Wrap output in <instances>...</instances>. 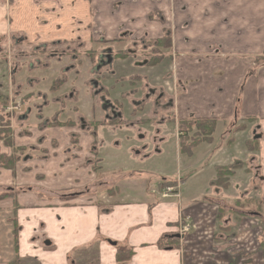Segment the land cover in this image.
<instances>
[{
  "label": "crops",
  "instance_id": "1",
  "mask_svg": "<svg viewBox=\"0 0 264 264\" xmlns=\"http://www.w3.org/2000/svg\"><path fill=\"white\" fill-rule=\"evenodd\" d=\"M158 13L162 21L155 19ZM166 29L172 30V48L177 53L203 54L197 66L183 55L177 63V69L183 70L178 74L180 84L187 87L175 97L173 113L178 121L216 119L214 132L221 128L223 139L229 138L215 158L213 175L202 187L190 185L187 173L185 180L175 177L161 182L158 189L117 187V193L103 202L92 196L93 202L45 204L32 194L20 195L16 216L10 218L12 227L5 231L13 235L16 224L12 254L43 264H66L67 255L93 248L97 264H116V249L111 246L115 243L133 249L128 264H264V66L253 69L256 62L250 59L264 57V0H0V32L21 33L26 44L81 42L117 48L143 37L159 39ZM213 51L225 54V59L213 60ZM122 63L116 61L114 67ZM119 79L113 80L110 73L101 75L98 82L107 91V102L86 105L81 100L77 106L86 107L97 122L127 120L124 112L129 114L131 107L120 105L124 91ZM33 81L41 84L39 79ZM236 124L242 129L235 132ZM25 126L28 137L18 145H34V155L41 150L51 154L54 168L49 172L57 173L55 190L77 188L84 174L68 169L73 163L70 138H63L60 150H52L57 131L39 127V122ZM107 127L101 125L94 133L101 147L97 134ZM78 135L81 149L77 154L89 155L94 138L89 133ZM8 150L3 146L0 154L10 155ZM128 152L135 160L146 159L134 146ZM235 161L242 166L227 184H212L217 169ZM26 163L31 167L29 173H24L23 166L21 172L16 171L18 177L45 172L39 158ZM86 176L95 184L97 176ZM161 185L173 186L178 198L164 200L153 194ZM6 206L12 211V202L0 201V209ZM184 224L190 226L188 232L181 231ZM161 240L172 243L162 248L158 246ZM46 241L48 249L43 247Z\"/></svg>",
  "mask_w": 264,
  "mask_h": 264
},
{
  "label": "rangeland",
  "instance_id": "2",
  "mask_svg": "<svg viewBox=\"0 0 264 264\" xmlns=\"http://www.w3.org/2000/svg\"><path fill=\"white\" fill-rule=\"evenodd\" d=\"M155 19L160 21L163 17L158 13ZM20 34L14 32L13 35H9L0 32V118L3 121L1 126L4 130L8 129L9 136L5 139L15 149L14 152L10 148L8 151L10 154L14 153L18 160L13 172H2L5 169L0 168V195L5 197L2 199L3 202H12L14 206L20 195L27 194L34 195L45 204L57 200L81 203L77 201L80 199H83L84 203L93 202L92 196L103 202L117 193V187L119 190L123 187L158 189V185L163 181H173L175 177L185 180L187 175H190V185L202 187L208 182L214 172L215 158L229 138L223 139L222 129L218 128L214 132L216 133L214 144L213 141L211 145L200 144L190 153H180L179 142L176 139L179 137L178 119L173 113L175 97L187 87L183 88L180 84L181 78L178 74L182 68L178 67L180 68L178 70L177 63L183 56H189L197 66L200 63V56H203L202 53L192 50L195 52L183 53L182 56L176 52L178 50L171 48V51L165 53L166 58L161 64L148 67L144 65V61L152 56L149 47L152 43L149 42L154 40L143 37L138 41H125L126 47L121 45L112 48L111 56L119 50L133 52L132 56L127 54L129 57H126V61L120 67H115L113 76V80L120 78L121 91H124L119 101L120 105L122 107L129 105L131 109L129 114L124 112L127 120L122 122L108 123L104 120L97 122L95 115L92 117V114H87L88 109L86 107L82 109L77 104L81 100L87 101L86 105L93 101H98L99 104L107 102L105 97L107 91L99 82L93 84L92 81L100 80L101 75L112 71L106 67L108 53H104V49L110 46L103 44L98 47L96 44L95 46L81 42L59 45L26 44ZM123 36L128 37L126 34ZM216 54L214 51L211 53L213 60L226 57L225 54ZM100 55L103 56V60L99 58ZM237 57L242 59L243 56ZM167 58H171V61ZM244 58L246 61L249 60V56ZM255 58L257 57L250 59L255 61ZM99 60H102L100 70L95 71L93 68L100 63ZM134 64L141 66L135 67ZM258 64L253 65V69L259 67ZM114 66L113 64V68ZM34 79L41 80L40 86L33 81ZM24 118L28 119L27 123L24 122ZM38 122L39 127L57 131V140L54 138L51 144L52 150H60L63 138H70L72 149L69 159L73 163L68 169H76L79 174H84L77 181L78 185L74 190L61 193L55 190L57 173L49 172L54 168L51 154L41 150L34 155L36 152L34 145L27 147L18 145L20 139L28 137V127L25 125L33 126ZM69 122L73 125L58 126ZM101 125L109 126L100 132L101 134H97L103 143L102 147L97 145L93 137L89 155L82 152L77 154L81 149L78 134L89 133L91 136ZM182 133L184 136L187 134L188 140L193 139L187 128H183ZM3 146L7 148L5 143L0 141V151ZM133 146L142 151V156L146 159L135 160V156L131 158L128 150ZM68 152L64 154L67 155ZM35 157L39 158L45 172H30V176L18 177L16 173L21 172L23 166L24 173H29L31 167L26 162ZM60 165L62 168L65 167L64 163ZM238 165L235 161L226 168L233 171L234 166ZM86 174L97 176L95 184L88 182L89 177ZM227 174L226 172L225 176L223 174L218 179L227 182ZM6 207L0 209V264H43L35 258H20L12 254V247L14 249L16 241L9 230L5 231L7 228L11 229L10 218L13 220L16 215L13 207L12 211ZM43 247L48 249L45 244ZM72 260L77 261L75 264H97L98 258L92 248L79 250L73 256L67 255L66 264H72Z\"/></svg>",
  "mask_w": 264,
  "mask_h": 264
},
{
  "label": "trees",
  "instance_id": "3",
  "mask_svg": "<svg viewBox=\"0 0 264 264\" xmlns=\"http://www.w3.org/2000/svg\"><path fill=\"white\" fill-rule=\"evenodd\" d=\"M149 43H152V46H149L151 49V58L147 60V66L154 67L158 65L165 57V53L167 51H170L172 48V42H171V30H164L163 35L161 38L156 39L154 41H151ZM124 52L122 53H116V58H124L125 57ZM256 64L259 66H264V57H258L255 59ZM254 62V63H255ZM58 125V124H57ZM73 125L72 122H69V124H60L58 126H70ZM178 141H179V151L182 152H191L192 149H194L196 146L206 143L210 144L212 143V136L215 131L216 126V119H196V118H188L185 120H179L178 121ZM241 126H236L234 128V131H239ZM187 128V132L192 133V140L189 139L183 135L182 129ZM3 130V131H1ZM7 130V131H6ZM0 129V141H3L5 145L14 152L15 149L12 148L11 145H9L8 141L5 139L7 136H9L8 129ZM3 135V136H2ZM2 139V140H1ZM11 143V142H10ZM254 149V148H251ZM18 162L17 157L14 155V153L10 155H1L0 154V168L12 171L14 169L15 164ZM242 165L239 164L238 166H234L233 171L228 170L227 168L224 169H217V179L212 183L216 185H226L227 182H222L220 179H218L220 176H225L226 172L228 173L226 177H231L234 173V170L240 168ZM230 169V168H229ZM224 171V172H223ZM2 199H5L4 196L0 195V201ZM19 209L17 203L13 206V212L16 215L17 210ZM15 218V216H14ZM17 230H16V224H14L13 229V239L16 241L17 239ZM172 242L167 240H161L158 242V246L165 248L168 244L171 245ZM16 247V243H15ZM116 254H115V263L116 264H128L132 255H133V249L129 247L124 246H118L115 244ZM17 256V255H16Z\"/></svg>",
  "mask_w": 264,
  "mask_h": 264
},
{
  "label": "flooded vegetation",
  "instance_id": "4",
  "mask_svg": "<svg viewBox=\"0 0 264 264\" xmlns=\"http://www.w3.org/2000/svg\"><path fill=\"white\" fill-rule=\"evenodd\" d=\"M160 21H162V19H161ZM171 50H172V49H171ZM171 50H170V51H171ZM104 51H105L104 53H108V55L106 54V55H107V57H106V67H109V68H111V70H112V71L108 72V73H110V76H114V71H115V67L113 68V64H114V62H116V61H123V62H125V61H126V57L132 56L131 54H133V52H131L130 50H126L125 52H124L123 50H119L118 53H122V52L126 53V54H125V57H124V58H116V57H115V54H116V53H115L114 55H112V56L110 55V53H111V51H112V48L104 49ZM127 54H128L129 56H128ZM99 58L102 59L103 56L100 55ZM165 58H166V57H164V59H165ZM164 59H163V60H164ZM167 59H168L169 61H171V58H167ZM102 60H103V59H102ZM102 60H99L100 63H99L98 65L94 66L93 69H94L95 71H99V70H100L99 68L101 67V61H102ZM163 60H162L159 64H161V63L163 62ZM122 64H123V63H122ZM122 64H121V65H122ZM159 64H158V65H159ZM135 65H137L138 67L141 66V64H139V65H138V64H134V66H135ZM144 65L147 66V60L144 61ZM158 65H156V66H158ZM156 66H154V67H156ZM135 67H136V66H135ZM148 67H149V66H148ZM132 68H133V67H132ZM131 75H133V74H131ZM92 82H93V84H95V83H98V80H95V81H92ZM102 103H105V102L103 101ZM111 105H114V104L111 103ZM111 119H112V118H111ZM109 122H112V121H108V123H109ZM113 122H114V120H113ZM91 136H92V137H95L94 134H91ZM46 242H47V241H46ZM44 244H45V242H44Z\"/></svg>",
  "mask_w": 264,
  "mask_h": 264
},
{
  "label": "built area",
  "instance_id": "5",
  "mask_svg": "<svg viewBox=\"0 0 264 264\" xmlns=\"http://www.w3.org/2000/svg\"><path fill=\"white\" fill-rule=\"evenodd\" d=\"M152 193L153 194H160L161 199H164V200L171 198V197L178 198V196H179L173 186H166V188L162 187L159 191L153 190ZM189 230H190V226L188 224L182 225V227H181L182 232H188Z\"/></svg>",
  "mask_w": 264,
  "mask_h": 264
},
{
  "label": "water",
  "instance_id": "6",
  "mask_svg": "<svg viewBox=\"0 0 264 264\" xmlns=\"http://www.w3.org/2000/svg\"><path fill=\"white\" fill-rule=\"evenodd\" d=\"M46 246H49V242H45ZM111 246H115V243H111Z\"/></svg>",
  "mask_w": 264,
  "mask_h": 264
},
{
  "label": "bare ground",
  "instance_id": "7",
  "mask_svg": "<svg viewBox=\"0 0 264 264\" xmlns=\"http://www.w3.org/2000/svg\"><path fill=\"white\" fill-rule=\"evenodd\" d=\"M2 125V121H1V119H0V126Z\"/></svg>",
  "mask_w": 264,
  "mask_h": 264
}]
</instances>
